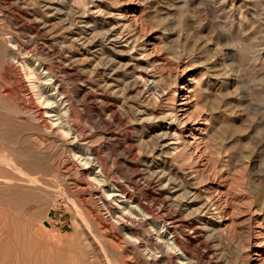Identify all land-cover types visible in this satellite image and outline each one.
I'll return each instance as SVG.
<instances>
[{
	"label": "rangeland",
	"instance_id": "1",
	"mask_svg": "<svg viewBox=\"0 0 264 264\" xmlns=\"http://www.w3.org/2000/svg\"><path fill=\"white\" fill-rule=\"evenodd\" d=\"M76 2L0 0V264H147L122 227L112 226L103 184L83 186L66 140L54 141L32 115L22 70L6 84L1 59L9 40L22 58L52 65L77 122L119 182L134 164L153 162L160 131L147 119L174 112L180 121L171 132L178 130L184 154L156 155L154 163L180 178L197 171L200 199L214 203L195 220H214L217 211L223 218L217 235L202 229L205 245L195 258L264 264V0H94L102 11L96 20L123 43L97 42L99 28L91 38L107 45L105 54L85 63L70 46L71 32L84 28ZM126 40L134 50H123ZM141 70L147 79L135 86ZM110 100L125 125L112 118ZM117 139L132 140L140 158L124 154Z\"/></svg>",
	"mask_w": 264,
	"mask_h": 264
},
{
	"label": "bare ground",
	"instance_id": "2",
	"mask_svg": "<svg viewBox=\"0 0 264 264\" xmlns=\"http://www.w3.org/2000/svg\"><path fill=\"white\" fill-rule=\"evenodd\" d=\"M71 1L79 2H76L79 4V12L77 8L76 12H78L79 15H77L84 28H78L79 34L76 31L71 32L77 38L72 40L73 37L69 36V39L72 40V45L70 44V46L77 47L79 52L76 59L77 62L85 63L91 61L90 56L95 61L96 58L105 54L107 45L105 47H103V44L97 46L94 39L100 37L97 42L101 40V43L110 41L108 43L111 44L121 40L122 35L120 34L121 36L117 37L114 31L115 28L114 30H107L106 22L96 20V18L100 17L102 11L99 6L94 4V0ZM87 3H93L95 6L89 9L86 7ZM83 5L85 6L84 8ZM99 28L102 29V32L96 34L98 35L96 36L97 38H91L92 34ZM117 43H123V41ZM125 43L123 50H134L129 45L130 42L128 40ZM91 45L94 47L89 48ZM17 46L16 41L9 40L7 51L1 59H4L3 61L6 64L4 66L6 84L10 85L11 82L16 81V78L12 79V73L16 72V68H20L22 70L20 75L23 76L22 81L25 82L24 87L31 95L32 107L30 109L31 113H33L32 115L40 121L41 127L45 129L44 131L54 141L66 140L68 158L77 164L78 173L83 177V180L80 181L81 184L86 187L94 186V183L103 184L105 195L112 197L113 202L118 203L122 207L121 210L113 204L112 200L109 201L103 192L101 193V196L104 197L101 200H106V203L102 202L103 205L108 208L109 213L113 216L112 226L120 225L122 227L129 244L134 246L136 252L139 253L138 255H141L140 257L147 264H199L195 258V253L199 251L198 247L205 245L202 241V229H207L210 235H217L216 220L217 218H222V213L215 209L217 213L213 214L214 220L202 219L203 223H198L195 218L202 214H210L211 206H213L214 202L208 200L204 203L200 199L201 195L199 196L200 193L198 194L194 184V181H197L195 180V172L197 171L191 173L189 177L182 176L180 178L178 174L166 167L165 164L154 163L156 162V155L158 158H162L163 154L174 157V152L180 149V144L182 143L179 142L181 138L178 130L174 129V133L171 132L172 128L174 126L177 127L180 121L177 115L174 112H168L169 114L167 113L162 118L152 115L147 119L160 131L156 135L157 142L155 146L149 150L150 155L154 158L153 162L148 164L144 160L145 165L134 164L129 168L132 176L126 177L123 174V179H126L127 182H119L112 175L109 164L104 160L99 149L91 141L90 133L77 122L73 102L71 103V99L69 100L67 96L68 94L66 95L59 77L52 70V65L45 63V60H41V62L35 60V64H33L30 57L26 55L25 58L21 57L20 50L17 53ZM92 49L96 50L91 52ZM63 71L64 74L69 73V70L65 67ZM97 71L99 72V70ZM143 73L142 71L135 77V86H137L138 81L147 79L145 78L146 74L143 75ZM104 77L102 82L107 86L108 81ZM155 89H157L156 86L149 80L147 92L152 93ZM5 91H7L6 87ZM85 96L91 98L88 94ZM110 103L113 106L112 118L119 124L125 125L126 123H124L122 116L114 109L115 104L111 100ZM137 113L147 115L148 111L138 110ZM165 125H168L169 128ZM117 140L124 154L132 156L134 160L140 158L142 154L136 152L135 144L132 140L126 142L127 146L121 140V144L119 139ZM183 154L175 155L176 159ZM138 226L141 231L137 229ZM118 228L120 227L118 226ZM108 243H112V241ZM112 246L116 250L120 249L115 242H113Z\"/></svg>",
	"mask_w": 264,
	"mask_h": 264
}]
</instances>
